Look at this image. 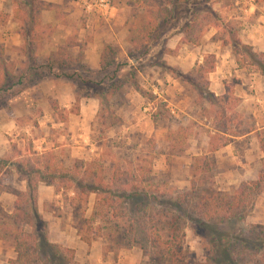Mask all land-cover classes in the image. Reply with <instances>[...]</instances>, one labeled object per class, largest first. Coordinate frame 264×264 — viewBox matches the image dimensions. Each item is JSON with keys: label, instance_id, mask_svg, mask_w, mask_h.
Segmentation results:
<instances>
[{"label": "trees", "instance_id": "16d2710c", "mask_svg": "<svg viewBox=\"0 0 264 264\" xmlns=\"http://www.w3.org/2000/svg\"><path fill=\"white\" fill-rule=\"evenodd\" d=\"M233 1L130 0L135 9L142 11V16L138 22L132 20L127 24L128 56H135L133 58L137 61L146 54L157 57L149 48L159 38L161 26L170 25L183 14L185 17L180 27H174L168 36L174 32L182 33V43L197 45L213 26L218 29L216 39L231 45L233 54L255 65L264 75V53L255 52L251 45L242 42L233 17L226 20L213 7L215 4L232 7ZM14 2L13 18L20 24L21 52L26 63L23 69L16 70L15 62L5 60L4 46L0 44V101L4 100L0 108H8L11 99L47 75L63 76L76 83L79 87L74 88L76 106L84 98H97L102 104L104 98L112 97L128 83L138 93H143L137 81L136 67L128 60L124 63L117 61L118 50L111 44H105L100 55V72L112 70L113 73L109 77L111 83L106 86L103 84L107 79L94 83L92 77L83 74L88 70L82 63L83 48L80 47L78 54L73 56L71 37L46 59L39 57L38 51L51 30L49 25L42 23L41 13L51 4L42 0ZM7 19L8 14L1 12L0 26ZM225 35H229V39ZM166 51L170 52L167 48ZM215 63V54H207L193 71L181 75L194 90L195 102L202 107L204 115L211 118L214 132L188 117L177 119V129L169 133L168 138L180 150L188 140L201 137L208 139L212 150H215L232 141L229 137L232 125L239 128L243 123L236 111L240 99L234 95V83H226L223 95H215L209 89L208 74L215 69ZM122 75L127 79L118 81ZM92 84L105 86L104 92ZM87 86L93 87V91H89L91 93H88ZM205 102L209 108L204 107ZM49 103L62 122L68 120L67 112H75L60 107L51 97ZM260 143L264 152L263 137H260ZM10 146V154L0 157V194L11 192L15 200L11 213L0 209V239L12 242L16 253L15 258L10 259L12 264H77L74 249L48 239L47 224L37 207V189L41 183L52 186L56 194L69 199L75 206L73 215L77 218V233L87 244L95 238L88 237L83 226L98 220V229L108 228L107 238L116 237L122 229L121 238L127 240L128 246H138L148 257L147 264H186L188 252L183 240L186 228H191L208 244L205 264H264V224L247 223L254 198L264 192V159L258 179L244 181L230 193L214 187L208 175L213 169L211 157L207 154L194 157L192 175L200 176L199 179L192 181L189 190L169 195L159 193V187L150 180L153 155L137 156L136 165L126 168L115 162L107 178L103 165L92 167L82 159H74L73 164L64 165L57 161L52 150L38 151L31 144L21 150L13 142ZM14 176L25 182V190L10 185ZM197 181L198 186L205 181L210 184L199 189ZM92 194L95 202L91 216L87 217L86 205Z\"/></svg>", "mask_w": 264, "mask_h": 264}, {"label": "crops", "instance_id": "0c3cea01", "mask_svg": "<svg viewBox=\"0 0 264 264\" xmlns=\"http://www.w3.org/2000/svg\"><path fill=\"white\" fill-rule=\"evenodd\" d=\"M42 1L51 4L41 13L42 23L49 25L51 30L38 51L39 57L46 59L58 46L71 37L74 42L71 48L72 55L76 56L82 47L84 55L82 63L89 71L99 72L100 55L105 44L125 49L130 47L127 41V24L133 20L135 10L130 0H113L109 12L90 15L84 14L78 0ZM241 2L243 3V16L239 38L242 42L251 45L255 52L264 53V0H241ZM218 5L221 7V4ZM15 7L14 0H0V13L8 14L7 22L0 26V44L4 46L5 60L15 62L16 70H21L25 67L26 58L21 52L23 40L19 31L20 24L13 18ZM217 33V28L209 27L200 40L201 44L199 42L194 45L182 43L183 34L174 32L168 38L165 48L170 51L168 53L172 54L168 56L170 64L175 70L184 74L193 71L202 63L207 54H215V69L208 74L209 89L215 95H223L226 92V83H234V95L240 99L236 111L241 115L243 123L239 128L232 125L233 129L229 132L232 141L212 150L208 139L194 138L188 140L189 144L185 148V154L190 155L186 168L191 167L194 157L202 154L209 155L213 161L214 182L217 188L230 192L237 189L244 181L257 180L262 168L264 152L261 148L260 137L264 139V75L255 65L243 61L241 56L237 58L236 54L232 53L231 45H225L222 40L215 38ZM210 40L213 41L212 45L215 49H203V45L204 48L208 47V41L211 45ZM121 54L118 52L117 61H120ZM124 58L130 61L127 52L123 60ZM168 80L178 87V83L172 76H169ZM74 88L75 82L63 76H43L38 79L37 83L11 99L8 108H0V157L10 154V143L14 141L13 138L10 139L11 136H18L21 130L28 133L29 130L36 129L37 124L35 123L34 125L29 123L30 129H27V127L23 128L18 121L36 120L40 124L44 121L43 119L56 118L57 115L49 103L50 97L55 99L60 107L70 111L75 103ZM167 93L168 95L172 93L170 88ZM97 100V98L81 99L75 112L66 113L67 121L62 122L58 119L60 124H66L70 132L62 133V138L85 135V129L89 130L91 121L96 115ZM205 119L211 127L197 122L213 133L211 118L205 117ZM96 147L98 150V145ZM89 150H95L94 144ZM73 151L76 152L75 148ZM11 186L20 190L26 188L25 182L18 180L16 176L13 177ZM59 197L60 194H56L52 186L39 184L37 207L47 224L50 242L74 249V259L77 264H140L141 255L136 247L121 252L115 261L112 252L104 254L103 242L98 240L90 244L83 242L77 229L71 223L63 224L62 218L56 216L54 210L46 207V203L55 199L60 204V208H64V203L58 200ZM14 200L15 197L11 192H2L0 207L5 212L11 213ZM65 206L67 207V204ZM251 220L264 224V192L254 200ZM7 240L0 239V264H12L10 259L16 256L11 240ZM135 255L138 258L136 262L132 261Z\"/></svg>", "mask_w": 264, "mask_h": 264}, {"label": "rangeland", "instance_id": "374dc122", "mask_svg": "<svg viewBox=\"0 0 264 264\" xmlns=\"http://www.w3.org/2000/svg\"><path fill=\"white\" fill-rule=\"evenodd\" d=\"M209 2L213 3V0H209ZM233 2L232 7H219L218 4L213 5V7L226 20L231 16H235L236 20L233 18L234 25L240 31L243 3L241 0H234ZM135 10L134 15L136 16L133 18V21L138 22L142 16V11ZM184 17L182 14L177 21L171 22L170 25L161 26L159 38L152 42L149 48L152 54H157V57L153 58L146 54L140 56L137 61L133 58L135 56H129V63H132L137 69V81L142 87L143 93H138L131 83H128L112 97L108 96L104 98L102 104L97 100L96 115L91 121L89 130L85 129L86 133L84 129V131L81 130L85 135H76L74 138L64 136L62 138V133L66 131L67 133L70 132L66 124L63 125L58 122V117L56 116L53 120L51 118H48V120L43 119L44 121H41L40 124L36 120H20L18 123L23 128L27 127V129H30L28 124L32 123L34 125L35 123V125L37 124L36 129L29 130L28 133L21 130L18 136L13 135L10 139L13 138V143L21 150H25L29 144L38 151H44L43 148L51 149L56 154L57 161L64 165L73 164L74 159H82L87 165L92 167L103 165L107 178L110 177L115 162H120L126 168L136 165L137 156L153 155V170L150 180L159 187V193L173 195L176 191L183 192L189 190L192 181H196L200 177L192 175L191 167L186 168L190 155L185 154V148L189 143L180 150L178 145L172 144L168 138V134L176 131L178 125L177 119H181L182 117L194 119L207 127H211V124L205 119L206 116L202 112V107L195 102L196 94L194 90L187 81L181 78L182 72L177 69L175 70L174 66L170 64L168 56L172 54L168 53V51H166L167 53H163L166 50L165 47L170 37L168 36L169 33L174 27H180V24L184 21ZM224 37L229 39V35H225ZM210 42L211 45H209V41L208 44L205 42L208 47L204 48L203 45V49H215L212 45L213 41L210 40ZM116 48L118 52L122 53L119 58L124 63L127 59L124 58L123 60V57H125L129 48L125 49L117 46ZM235 56L237 58L240 57V55ZM83 74L87 77H92L95 81L94 83L107 79L106 84H103L106 86L111 83L109 77L113 73L112 70H108L107 72H92L87 70ZM169 76H172L176 80L178 87L168 80ZM125 79L127 77L122 75L118 81H124ZM95 85L98 84H92L95 89L102 93L104 92L105 86L98 85L99 87H96ZM152 85L157 86L162 91L161 97L152 92ZM87 87L88 93H91L93 87ZM168 87L170 88V92H172L169 95L167 93ZM75 88L79 89L76 83ZM0 103H4V100L0 101ZM144 107H148V111H144ZM204 107L209 108V104L205 102ZM77 109L78 106L75 104L71 108L73 111ZM92 144H94L95 150L91 151L89 148H91ZM74 148L76 152L73 151ZM208 175H210L214 187L217 188L214 182V168ZM198 184L197 181L196 186L201 189L209 186L210 182L205 181L199 186ZM235 190H231L230 193H233ZM70 196L71 194L68 195V197ZM58 200L64 203V208L61 209L60 204L55 199L48 202V204L46 203V207L54 210V214L62 218L63 224L71 223L76 228L77 218L73 215L75 206L70 203L69 199H65L64 196L60 195ZM94 202L95 197L92 194L86 205L87 217L92 214ZM66 204L67 207L65 206ZM0 209L4 211L3 208L0 207ZM251 217L252 212L248 217L247 223H256L251 220ZM98 224V220L92 221L91 224H85L83 231L88 237L95 238V241L98 240L104 243L103 252L105 255L108 252H112L115 261H117V256L121 252H126L131 250L132 247H136L138 253L141 255L140 264H147L148 257L143 254L142 250L138 246H128L127 240L121 238L122 229L119 230L116 237L107 238L108 228L98 229ZM125 226H127V222L122 228L124 229ZM183 244L188 252V262L186 264H205L208 244L195 235L191 228H186ZM132 261H138L136 255Z\"/></svg>", "mask_w": 264, "mask_h": 264}, {"label": "built area", "instance_id": "2783aa9c", "mask_svg": "<svg viewBox=\"0 0 264 264\" xmlns=\"http://www.w3.org/2000/svg\"><path fill=\"white\" fill-rule=\"evenodd\" d=\"M85 15L93 13H107L112 7L113 0H78ZM152 92L161 97L162 91L157 86L152 85ZM148 106V105H147ZM148 111V107H144Z\"/></svg>", "mask_w": 264, "mask_h": 264}]
</instances>
